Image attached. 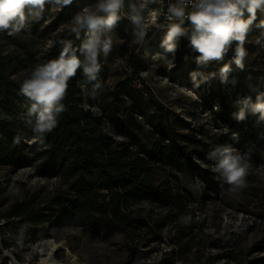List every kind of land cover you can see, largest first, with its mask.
I'll list each match as a JSON object with an SVG mask.
<instances>
[{
  "label": "rangeland",
  "instance_id": "374dc122",
  "mask_svg": "<svg viewBox=\"0 0 264 264\" xmlns=\"http://www.w3.org/2000/svg\"><path fill=\"white\" fill-rule=\"evenodd\" d=\"M95 2L84 0L80 12ZM62 7L45 5L38 34L30 24L20 33L10 35L11 39H0L3 52L20 54L24 47L39 61L50 48L53 36L73 26L77 14L40 35ZM260 20H264V14L258 15L255 23ZM132 31L126 18L114 30L111 53L107 58L100 57L102 67L97 79L102 88L94 97L86 80L78 83L87 104L96 100L106 116H115L125 123L134 120L137 127L130 129V134L147 152L154 154L161 144L160 131L188 148L191 166L158 162L153 179L189 192V211L178 216H190V210L196 211L195 219L185 224L186 228H193L192 234L179 238L177 223L165 220L162 225V221H156L164 213L163 208L148 203H137L128 212L140 208L153 210L149 230L113 228L95 232L70 215L54 221L42 217L32 223L36 229L34 238L0 232V264H43L41 249H50L51 242L58 245L56 257L69 264H264V121L249 113L245 120L234 123L251 134L245 149L251 156L250 168L246 187L240 191L233 192L228 183L211 171L213 161L207 158V153L218 144L238 149L234 139L240 130H233L214 113L220 106L218 97L236 112L238 100L246 96L255 100L258 92H264V47L255 43L261 29L254 25L249 32L245 68L239 69L233 63L226 83L221 82L218 70L232 60V51L223 60L199 65L195 59L198 53L189 48L186 38L180 40L173 58L160 46L165 30L149 28L143 45L132 43ZM34 66L28 63L12 78L20 85ZM193 70L217 75L194 87L190 78ZM24 141L30 146L34 139ZM35 162L33 154L26 153L19 167L0 165V225L6 222L4 214L13 202L41 201L54 189L65 188L58 174L39 176ZM206 169L218 182L217 187L204 181ZM174 208L178 210L177 205Z\"/></svg>",
  "mask_w": 264,
  "mask_h": 264
},
{
  "label": "trees",
  "instance_id": "16d2710c",
  "mask_svg": "<svg viewBox=\"0 0 264 264\" xmlns=\"http://www.w3.org/2000/svg\"><path fill=\"white\" fill-rule=\"evenodd\" d=\"M83 2L68 0L40 35L47 33L49 28L66 23L73 14L80 13ZM43 22L40 19L30 23L36 34L40 32ZM69 31L63 29L56 33L50 48L39 61L24 47L20 54H8L3 52L0 44V165L15 164L19 167L24 155L32 153L39 176L58 174L65 183V188L54 189L49 192L48 198L41 201L24 199L13 202L4 214L6 222L0 225V232L6 230L34 238L36 229L32 227L33 222L42 217L54 221L66 215L95 232L113 228L149 230L153 210L140 208L128 212L129 207L137 203H148L163 208L164 213L156 221H162L163 225L165 220H174L179 238L191 235L193 228H186L182 217L178 216L189 211L186 207L189 192L178 185L167 186L153 179L159 169L156 165L158 162L191 166V152L163 131H160L162 142L156 152H147L130 134V129L137 127L134 120L125 123L115 116H106L96 100L86 103L78 83L85 80L81 71H77L76 76L69 80L67 96L63 101L67 110L61 113L57 126L46 134L43 143L24 125L22 117L28 103L19 94L20 85L12 75L26 68L28 63L36 65L57 57L61 50L58 41L61 39H70L78 46L84 33L81 32L78 39L75 34L69 35ZM1 33L0 39H11L7 31ZM218 99L220 106L214 113L230 128L241 131L234 143L245 153L251 134L247 135L234 124L235 111L228 108L223 98ZM25 138L34 139V142L28 146ZM204 176L207 185L213 188L218 186L215 178L210 176V170L206 169ZM195 215L196 211L190 210V221L195 219Z\"/></svg>",
  "mask_w": 264,
  "mask_h": 264
},
{
  "label": "clouds",
  "instance_id": "9594fccd",
  "mask_svg": "<svg viewBox=\"0 0 264 264\" xmlns=\"http://www.w3.org/2000/svg\"><path fill=\"white\" fill-rule=\"evenodd\" d=\"M67 2L0 0V32L16 35L31 22H38L42 18L46 4L63 6ZM163 4L164 0H130L127 13H124L125 0H96L74 17L69 35L75 34L79 39L83 32L84 38L80 44L75 46L70 39L59 40V55L37 63L20 84L19 94L28 103L22 117L23 123L40 143L57 126L61 113L67 110L63 101L67 96L68 82L76 76L77 71H81L92 86L93 97L102 88L97 79L102 67L100 57L107 58L111 53L112 34L124 18L130 21L133 28L132 43L138 45H143L149 28H166L160 46L173 58L182 37L188 40L189 48L198 53L195 59L199 65L223 60L232 51V60L218 70L222 83L227 82L233 63L239 69L245 68L248 54L245 43L254 25L261 29L255 43L264 47V20L255 23L257 13L264 14V0H169L166 12L160 7H150ZM161 16L167 21L166 25L159 23ZM184 58L187 60L188 56ZM216 75V72L205 74L199 70L190 72L194 87H199ZM236 103L238 110L233 113L236 120L243 121L251 113L257 116L258 121H264V92H258L255 100L246 96ZM207 158L213 161L210 170L228 183L233 192L246 187L250 153H241L230 145L218 144L207 153ZM181 220L187 224L191 217L184 216Z\"/></svg>",
  "mask_w": 264,
  "mask_h": 264
},
{
  "label": "bare ground",
  "instance_id": "6f19581e",
  "mask_svg": "<svg viewBox=\"0 0 264 264\" xmlns=\"http://www.w3.org/2000/svg\"><path fill=\"white\" fill-rule=\"evenodd\" d=\"M57 250L58 245L54 242L50 243V249H41V262L43 264H69L68 262L61 261L56 257ZM74 264L80 263L75 262Z\"/></svg>",
  "mask_w": 264,
  "mask_h": 264
},
{
  "label": "built area",
  "instance_id": "2783aa9c",
  "mask_svg": "<svg viewBox=\"0 0 264 264\" xmlns=\"http://www.w3.org/2000/svg\"><path fill=\"white\" fill-rule=\"evenodd\" d=\"M130 2V0H125V11L124 13H127L128 10V3ZM169 0H164V4L163 5H150L151 8H157L160 7L163 9L164 12L167 11V4H168ZM172 2H175V0H172ZM261 13H257V16L260 15ZM145 15H147V12L145 13ZM159 23H161L162 25H166L167 21L163 18V16L160 17L159 19ZM186 26H187V22H186ZM160 29L165 30L166 28L164 27H160ZM166 33V32H165ZM183 39V37L181 38V40ZM92 110H94L95 108H91Z\"/></svg>",
  "mask_w": 264,
  "mask_h": 264
}]
</instances>
